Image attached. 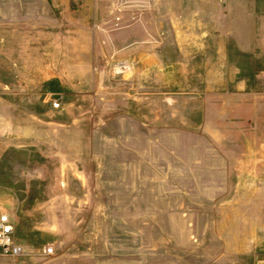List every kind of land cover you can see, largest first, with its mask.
Instances as JSON below:
<instances>
[{"label": "rangeland", "instance_id": "374dc122", "mask_svg": "<svg viewBox=\"0 0 264 264\" xmlns=\"http://www.w3.org/2000/svg\"><path fill=\"white\" fill-rule=\"evenodd\" d=\"M0 212V264H264V0H0Z\"/></svg>", "mask_w": 264, "mask_h": 264}, {"label": "built area", "instance_id": "2783aa9c", "mask_svg": "<svg viewBox=\"0 0 264 264\" xmlns=\"http://www.w3.org/2000/svg\"><path fill=\"white\" fill-rule=\"evenodd\" d=\"M123 63L117 64L116 69L124 68ZM55 107H59L55 103ZM0 252L7 257H20L25 254V246L16 237V228L14 220L7 212H0ZM44 252L48 255L52 254L53 248L50 246L44 247Z\"/></svg>", "mask_w": 264, "mask_h": 264}]
</instances>
